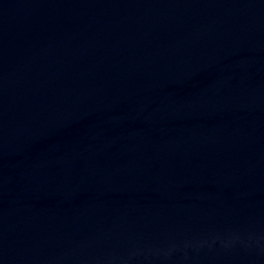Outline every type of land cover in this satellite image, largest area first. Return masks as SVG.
I'll list each match as a JSON object with an SVG mask.
<instances>
[{
  "label": "water",
  "instance_id": "1",
  "mask_svg": "<svg viewBox=\"0 0 264 264\" xmlns=\"http://www.w3.org/2000/svg\"><path fill=\"white\" fill-rule=\"evenodd\" d=\"M0 264H264V0H0Z\"/></svg>",
  "mask_w": 264,
  "mask_h": 264
}]
</instances>
